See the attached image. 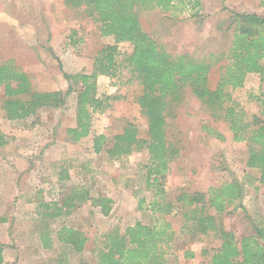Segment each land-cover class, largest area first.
<instances>
[{
  "label": "rangeland",
  "instance_id": "obj_1",
  "mask_svg": "<svg viewBox=\"0 0 264 264\" xmlns=\"http://www.w3.org/2000/svg\"><path fill=\"white\" fill-rule=\"evenodd\" d=\"M198 1L200 6L194 17L189 11L172 18L159 9H138L142 29L172 54L208 56L225 53L229 48L234 29L229 28L233 20L231 12L264 15L259 0ZM112 44L113 38L100 36L99 23L83 7H66L63 0H0V65L26 73L35 91L64 93L68 82L63 73H92L97 52ZM131 51L130 44H118V59ZM223 63L219 61L211 67V89L217 84ZM128 75L124 71L122 80ZM114 82L104 76L96 79L94 96L110 98L109 106L93 115L91 135L76 143L66 136V130L75 126L76 94L72 93L64 111L41 109L35 117L9 121L3 109L4 89L0 87V131L6 140L0 148V244L9 259L6 264H14L17 246H39L44 241V231L56 242L63 227L82 233L87 239L85 249L74 254L69 247L58 244L52 252L68 253L69 264H79L81 260L99 264L98 254L107 232L119 227L123 234L136 221L153 222L148 210L153 196L145 185L146 151L115 160L105 153L96 155L92 150L94 135H105L108 148L112 137L121 134L128 124L136 128L140 138L147 137V122L137 102L141 88L135 83L114 86ZM258 87L259 76L251 74L244 87L232 94L247 115L258 114V103L249 100ZM165 117L167 138L176 153L163 186L165 200L173 202L183 192H208L235 178L243 183L242 204L248 216L240 210L233 211L222 216V226L240 237L250 232L248 218L263 223L264 184L257 180L260 177L257 170L245 167V143H234L226 124L213 120L206 105L189 90L182 93L181 101L168 102ZM203 128L213 134H207ZM218 134L222 137L218 138ZM71 185L87 186L90 199H111L109 215L103 216L99 206L91 205V200L69 212L62 209ZM139 200H144L143 210L138 209ZM182 212L164 218L180 243V249L176 246L173 250L175 258L169 257L168 264L186 263L184 260L188 259L183 258V252L192 250L198 257L187 263L206 264L199 260L201 249H211L218 242L211 236L191 239L184 228ZM38 256L45 257L43 252ZM26 258L28 264L31 258Z\"/></svg>",
  "mask_w": 264,
  "mask_h": 264
},
{
  "label": "trees",
  "instance_id": "obj_2",
  "mask_svg": "<svg viewBox=\"0 0 264 264\" xmlns=\"http://www.w3.org/2000/svg\"><path fill=\"white\" fill-rule=\"evenodd\" d=\"M70 8L83 7L86 14L99 23L101 37L113 38L114 44L102 47L93 61L90 74H66L68 86L60 91L38 92L33 90L26 73L9 65H0V87L4 89L3 109L9 121H24L37 116L41 109L68 108L72 93L76 94L75 126L66 130L67 138L76 143L92 133L93 115L102 113L110 98H95V81L99 76L114 79V86L135 83L142 90L137 102L147 122V137L140 138L133 125L128 124L121 134L112 137V145L106 148L107 137L94 135L92 150L96 155L105 153L110 159L127 157L134 152L146 151L145 185L152 193L148 210L153 222L136 221L121 234L119 227L107 232L102 239L98 254L99 264H168L175 258L173 250L180 243L175 238L171 224L164 218L179 214L191 239L212 237L218 245L201 249V255L209 264H264V222L255 223L251 218L250 232L236 237L235 233L222 226V216L242 211L244 186L232 178L208 192L181 193L175 201L165 200V180L169 163L174 156L168 141L166 108L168 102H179L182 93L191 95L208 108L213 120L222 121L231 133L234 143H245L247 154L245 167L257 170L260 184H264V15L233 13V29L229 48L225 53L208 56H192L188 52L172 54L146 33L139 21L137 10L159 9L177 18L185 11L196 16L198 0H63ZM128 43L132 51L118 59V44ZM224 61L214 89L209 87V74L214 63ZM128 72L124 81L123 72ZM249 74L259 76L256 95L249 100L258 103V114L247 115L233 92L244 87ZM117 97H113L115 99ZM204 129V128H203ZM207 134L213 131L204 129ZM218 138L222 137L217 135ZM6 144L0 131V148ZM91 200L99 206L101 214L108 216L111 199H90L85 185H71L62 201V209L81 207ZM144 200H139L138 209L143 210ZM233 204V209H229ZM59 210V209H58ZM60 211V210H59ZM58 211V213H60ZM233 212V213H234ZM202 240V238L200 239ZM87 239L79 231L63 227L57 233L61 246L69 247L74 254H81ZM182 246V245H181ZM4 247L0 244V264H4ZM193 252L184 251V259H192ZM80 264H88L80 261Z\"/></svg>",
  "mask_w": 264,
  "mask_h": 264
},
{
  "label": "crops",
  "instance_id": "obj_3",
  "mask_svg": "<svg viewBox=\"0 0 264 264\" xmlns=\"http://www.w3.org/2000/svg\"><path fill=\"white\" fill-rule=\"evenodd\" d=\"M258 4H261L262 6H264V0H259ZM31 232L32 230L30 231V233ZM42 233L44 234L43 236L44 241L41 242V244L39 245L40 247L33 245V244L31 245L25 244L24 246H17L15 248V256L13 259L14 264H25V262H27L26 257L31 258V261L28 264H32L31 263L32 261H33V264H69L70 255L68 253L67 254L66 253H56V254L53 253L52 252L53 248L57 247L59 243L54 242V240H51L52 236H48V231H44ZM42 252L45 255L44 258H41L38 256L39 253H42ZM191 252H193V250ZM193 254H194V257L188 260H194L198 257V254H196L195 252ZM3 256H4V264H6V262L9 259L7 258L6 253L4 251H3ZM188 260H184L186 262L184 264H188L187 263ZM199 260L200 261L202 260L201 262H205L206 264H209L208 261L203 259V257L201 256Z\"/></svg>",
  "mask_w": 264,
  "mask_h": 264
}]
</instances>
